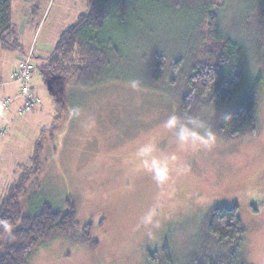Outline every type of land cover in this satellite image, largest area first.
Returning <instances> with one entry per match:
<instances>
[{
	"label": "rangeland",
	"instance_id": "374dc122",
	"mask_svg": "<svg viewBox=\"0 0 264 264\" xmlns=\"http://www.w3.org/2000/svg\"><path fill=\"white\" fill-rule=\"evenodd\" d=\"M94 1L13 0V18L19 33L24 18L30 24L19 34L21 52L1 50L0 71L10 78L15 59L17 64L27 56L28 52H23L33 41L35 28L36 32L39 28L35 37L37 47L44 40L54 48L63 33L90 12ZM97 1H108L116 8V0ZM257 1L231 0V7L221 14V33L251 47V59L258 61L245 69V80L232 101L221 106L201 99L183 112L180 102L185 101L184 79L174 81L171 64L162 72L158 85L154 79L148 81L145 61L151 52L166 51L171 58L187 52L179 26L182 21L192 20L189 11L176 17L167 7L145 0L135 16L127 15L124 24L115 13L104 36L117 48L118 57L111 58L104 71L105 80L82 86L66 78L68 81L63 79L56 87L57 96L49 92L43 70L51 52L33 58L34 49L30 51L37 66L31 82L35 100L26 104L25 101L15 114H11L13 98L0 102V203L21 173L31 167L35 145L44 131H54L56 120L62 116L61 122H57L54 144L45 151L49 155L46 168L20 198L21 208L24 215L32 216L43 203L62 210L70 202L76 209L77 232L92 224V239L98 246L93 250L69 236L57 235L32 250L26 264H149L150 253L157 258L156 264H165L164 247L173 264H183L190 251L205 238L209 212L218 205L238 207L244 230L235 253L237 262L264 264V31H259L257 18L247 23L248 14L240 9L246 6L256 17L257 8H264V0H259L261 6L255 7ZM151 13L160 17L151 30L153 33L140 34L138 18L149 19ZM152 35L153 40H149ZM256 45L257 49H253ZM175 66L180 69L177 74L186 70L183 64ZM257 73L262 74L263 82L254 134L227 139L218 133L217 144L211 151H192L181 149L174 135L162 128L168 115L176 113L200 115L215 131L218 119L229 113ZM140 78L146 83L140 91L126 86L128 80ZM11 82L14 83L12 74ZM15 85L21 96L19 86ZM7 102L8 109L3 111L1 107ZM49 131L44 136L49 137ZM151 139L158 141L162 152H174L181 164L188 165L183 175L173 172V179L163 187L157 186L149 174L137 170L139 161L135 153ZM154 204H159L161 227L150 238L136 225Z\"/></svg>",
	"mask_w": 264,
	"mask_h": 264
},
{
	"label": "trees",
	"instance_id": "16d2710c",
	"mask_svg": "<svg viewBox=\"0 0 264 264\" xmlns=\"http://www.w3.org/2000/svg\"><path fill=\"white\" fill-rule=\"evenodd\" d=\"M144 1L116 0V8L108 1L100 3L94 1L90 12L82 15L77 24L68 28L57 41L53 51L45 59L46 65L43 70L46 74L59 75L69 79L73 84L82 86H93L103 82L104 71L111 64V58L118 57L117 48L104 36L111 24V17L117 13L121 24H124L128 20L127 15L133 13L135 16L139 4ZM148 1L154 5L167 7L176 17L184 11H189L193 15L189 23L182 21L179 26L181 41L188 45L187 52L175 58H171L166 51L151 52L145 61L148 81L154 79L153 82L158 85L162 81V72L171 64L173 67L171 73L176 75L174 81L184 79L182 85L186 92L182 99L186 102H180V109L183 112L189 111L196 100L211 101L219 106L231 102L245 80V69L248 65L258 62L256 58L251 59L253 57L250 54L251 47L219 30L221 14L226 7H231L228 4L231 0ZM257 5L261 6L259 0L255 7ZM13 9V0H0V52L1 50L21 52L22 45L14 22ZM240 9L249 15L246 18L247 23H252L257 18L259 31H264V8H257L256 17L246 6ZM158 18L159 14L152 13L149 19L138 18L137 28L141 31L140 34L147 36L152 34L151 30L154 29ZM149 38L153 40L154 35ZM260 47L258 45V48ZM254 48L257 49V45ZM177 63L186 66L185 72L177 74L180 70L175 66ZM148 67L150 71H154L153 74ZM140 81L146 85L143 79L140 78ZM262 82V74L257 73L229 113L218 119L215 126L216 134L219 133L227 139H236L256 132V108ZM1 83L0 78V85ZM226 116L230 118L226 119ZM62 118L61 116L56 120L54 131L49 129L44 131V135L49 131V137L43 135L35 145L31 167L21 173L20 178L10 187L8 194L0 203V220L10 221L14 225L11 236L0 228V264H26L32 250L43 243H48L57 235L69 236L93 250L98 246V242L92 239V224L77 232L76 209L70 202H67L66 208L62 210L55 209L49 203H43L41 209L32 216L24 215L21 208L20 198L29 192L31 184L36 183L46 168L49 155L45 151L50 144H54L59 129L57 122H61ZM52 149L55 151V148ZM243 230L237 205L214 206L209 212L205 238L190 251L183 264H239L235 259V253L242 241ZM223 247H227L226 250H223ZM162 252L165 264H173L166 247ZM225 259H229L228 262ZM156 260L157 258L150 253L149 264H156Z\"/></svg>",
	"mask_w": 264,
	"mask_h": 264
},
{
	"label": "clouds",
	"instance_id": "9594fccd",
	"mask_svg": "<svg viewBox=\"0 0 264 264\" xmlns=\"http://www.w3.org/2000/svg\"><path fill=\"white\" fill-rule=\"evenodd\" d=\"M126 86L132 91L138 92L142 89L139 79H131ZM78 111L73 109V112ZM230 118V117H225ZM162 128L174 135L176 143L183 150H206L211 151L217 144V135L212 127L200 115L176 113L168 115L163 121ZM139 161L137 170L149 174L157 186H166L173 179V172L177 176L183 175L188 170V165L181 164L179 157L173 152H162L158 141L151 139L140 145L135 153ZM159 204L148 208L138 219L137 229H143L148 237H153L155 230L161 227L158 218ZM0 228L9 236L12 235L14 225L7 220H0Z\"/></svg>",
	"mask_w": 264,
	"mask_h": 264
},
{
	"label": "crops",
	"instance_id": "0c3cea01",
	"mask_svg": "<svg viewBox=\"0 0 264 264\" xmlns=\"http://www.w3.org/2000/svg\"><path fill=\"white\" fill-rule=\"evenodd\" d=\"M41 23V21H40ZM39 23V24H40ZM16 24V23H15ZM29 24H30V21L28 20V18H24L23 21H22V24L20 25V33H24V30L27 28H29ZM17 26V25H16ZM40 27V25H39ZM18 28V27H17ZM37 32H36V28H35V32L34 34L32 33V31L30 30V32L33 34V41L31 42V44H29V48L26 52H23V53H29L30 51H34V58H37L38 56L37 55H42V53L48 51V52H52L54 48H50V45H52V43H48L47 41H44L42 40L41 44L39 45V47H37V43H35V37L37 36L38 34V31H39V28H37ZM18 30V34L19 33V29ZM52 47V46H51ZM36 50H37V53H36ZM22 53V55H23ZM40 57V56H39ZM38 57V58H39ZM17 58V57H16ZM16 59H15V64H16ZM12 63L11 65V69H10V72H9V77H7V75L4 73H2L0 71V78H1V85H0V102L6 98H13L14 99V102H13V105H12V110H11V114H15L17 111H18V108L23 106L24 104V97L22 96H19V93H18V87L11 82V74H12V69H13V66L15 65ZM34 75V74H33ZM5 77V80L3 79ZM7 77V78H6ZM33 79V78H32ZM32 82V81H31ZM33 87H32V94H34V91H33ZM36 96V95H35ZM39 97V96H37ZM40 98V97H39ZM41 99V98H40ZM42 101V100H41ZM37 107V106H36ZM10 117V115H9ZM9 119L7 118V121Z\"/></svg>",
	"mask_w": 264,
	"mask_h": 264
},
{
	"label": "built area",
	"instance_id": "2783aa9c",
	"mask_svg": "<svg viewBox=\"0 0 264 264\" xmlns=\"http://www.w3.org/2000/svg\"><path fill=\"white\" fill-rule=\"evenodd\" d=\"M33 53L30 52L26 57L20 58L18 63L12 70V80L15 84H17L20 88V95L24 97L25 104L33 103V95H32V85L31 81L33 78V74L37 69V66L33 60ZM37 100V99H36ZM2 110L8 109V102L5 103L2 107Z\"/></svg>",
	"mask_w": 264,
	"mask_h": 264
},
{
	"label": "water",
	"instance_id": "95a60500",
	"mask_svg": "<svg viewBox=\"0 0 264 264\" xmlns=\"http://www.w3.org/2000/svg\"><path fill=\"white\" fill-rule=\"evenodd\" d=\"M63 79L67 80L66 78L59 76V75L47 74L45 82L51 94L56 95V96L58 95V88L56 87H58V85Z\"/></svg>",
	"mask_w": 264,
	"mask_h": 264
}]
</instances>
